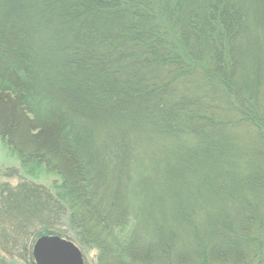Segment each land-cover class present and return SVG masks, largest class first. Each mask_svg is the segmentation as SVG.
<instances>
[{"label":"trees","instance_id":"trees-1","mask_svg":"<svg viewBox=\"0 0 264 264\" xmlns=\"http://www.w3.org/2000/svg\"><path fill=\"white\" fill-rule=\"evenodd\" d=\"M0 144L57 179L37 239L264 264V0H0Z\"/></svg>","mask_w":264,"mask_h":264},{"label":"rangeland","instance_id":"rangeland-1","mask_svg":"<svg viewBox=\"0 0 264 264\" xmlns=\"http://www.w3.org/2000/svg\"><path fill=\"white\" fill-rule=\"evenodd\" d=\"M56 182L44 171L28 176L17 156L7 145L0 144V264H28L25 252H30L34 262L33 246L40 237L37 239V232H31L44 226L45 220L39 214L53 217ZM32 202L42 209L39 214L30 213ZM54 221V229L69 231L65 219ZM82 253L85 264H97L94 250L83 249Z\"/></svg>","mask_w":264,"mask_h":264},{"label":"water","instance_id":"water-1","mask_svg":"<svg viewBox=\"0 0 264 264\" xmlns=\"http://www.w3.org/2000/svg\"><path fill=\"white\" fill-rule=\"evenodd\" d=\"M32 254L35 264H85L80 248L59 236L40 237Z\"/></svg>","mask_w":264,"mask_h":264}]
</instances>
